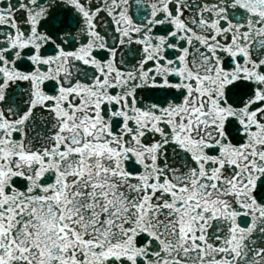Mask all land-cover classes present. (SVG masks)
<instances>
[{"label": "water", "instance_id": "obj_1", "mask_svg": "<svg viewBox=\"0 0 264 264\" xmlns=\"http://www.w3.org/2000/svg\"><path fill=\"white\" fill-rule=\"evenodd\" d=\"M0 264H264V0H0Z\"/></svg>", "mask_w": 264, "mask_h": 264}]
</instances>
